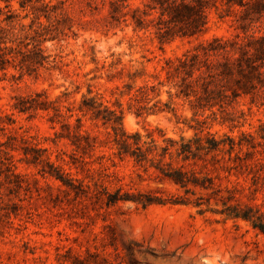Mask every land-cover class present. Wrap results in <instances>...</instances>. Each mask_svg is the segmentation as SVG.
<instances>
[{"label": "rangeland", "instance_id": "obj_1", "mask_svg": "<svg viewBox=\"0 0 264 264\" xmlns=\"http://www.w3.org/2000/svg\"><path fill=\"white\" fill-rule=\"evenodd\" d=\"M45 1H62L64 14L60 29L65 35L40 45L49 64L21 77L12 67L0 72V264H264V234L251 221L227 217L214 199L199 207L170 201L107 203L111 195L167 200L183 194L154 168L144 170L115 155L113 138L121 130L145 134L150 129L160 144L163 138L190 137L191 111L175 99L169 104L172 111L162 106L156 114L136 116L128 98L144 83L163 82L153 101L168 102L163 58L180 56L212 37L264 34V14L244 31L239 27L244 9L217 0L198 38L159 45L151 29L134 31L130 24L111 22L110 0ZM127 4L140 6L141 0ZM9 7L19 22H30L32 15L19 8L18 0ZM39 21L46 23L43 17ZM34 93L58 113L51 107L14 108L18 97ZM82 96L94 98L95 113L74 111L78 121L62 117ZM234 108L245 112L239 124L213 122L203 132L217 138L250 132L261 142L256 130L264 112L254 107L248 112L245 99ZM75 131L81 136L75 137ZM258 158L262 166L242 173L209 164L203 168L201 162L192 168L212 179L209 189L200 192L204 198L231 194L238 209H251L252 220L264 227V156L253 154L247 163ZM46 162L65 184L43 173L50 170Z\"/></svg>", "mask_w": 264, "mask_h": 264}, {"label": "trees", "instance_id": "obj_2", "mask_svg": "<svg viewBox=\"0 0 264 264\" xmlns=\"http://www.w3.org/2000/svg\"><path fill=\"white\" fill-rule=\"evenodd\" d=\"M10 1L0 0L5 4L0 7V72L4 74L8 67H12L19 77L24 73L31 75L40 67L49 64V57L43 54L40 45L65 35L63 29H60L64 20L61 10L63 2L57 1L54 5L45 0H18L19 8L28 9L32 15L30 22L23 24L19 22L18 14L10 9ZM216 1L141 0L140 6L132 8L127 4V0H110L109 16L111 22L130 24L134 31L151 29L154 39L159 45H163L176 40L196 39L203 34L208 24L206 12L215 7ZM221 1L244 9L239 23V27L244 31L264 14V0ZM41 17L46 20L45 24L39 21ZM162 62L160 71L164 73V80L168 85V102H161L159 99L153 101L158 97V86H162L163 82L156 85L144 83L130 94L128 108L133 109L136 116L149 115L163 111L162 106L167 111H172L169 104L175 99L182 101L191 111V121L195 125H186L193 134L190 137L180 135L177 139L163 138L160 144L154 136L156 130H145V134L121 130L119 134L114 132L113 140L117 145L115 155L119 158H130L134 166L144 170L154 168L160 173L161 179L167 180L183 194L171 195L167 200L151 195H139L136 199L128 195H111L107 203L132 201L146 206L170 201L199 207L214 199L225 207L222 213L227 217L251 221L252 227L264 234L263 225L252 220L249 214L251 209L246 207L245 211H240L239 201L233 200L231 194L220 196L218 199L216 196L204 198L200 192L209 189L212 179L208 174L199 177L198 172L192 168L201 162L203 168L209 164L213 168L230 173L248 172L256 166H262L261 158L252 164L247 163L253 154L264 156V123L260 120L256 133L261 142H256L250 132H240L235 138L226 134L217 138L212 133H204L203 130L213 122L235 127L240 120H244L245 112L234 108L240 99L246 100L248 112H251L253 107L264 112V34L245 35L241 38L237 35L233 38L212 37L197 42L180 56L163 58ZM39 97L36 93L18 97L14 108L18 112H35L46 111L51 107L58 113V109L49 106L52 103L41 101ZM94 104V98L82 96L77 106L66 108L68 113L62 117L75 116L78 121L74 111L94 114ZM74 136L81 135L75 131ZM207 156L209 159H206ZM48 166L50 170H43V173L65 184L57 170L52 168L51 164ZM231 201L236 202L231 204Z\"/></svg>", "mask_w": 264, "mask_h": 264}]
</instances>
